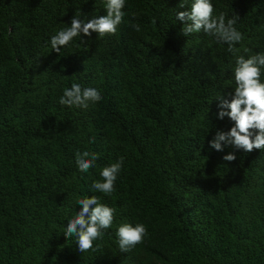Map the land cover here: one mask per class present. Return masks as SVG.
I'll use <instances>...</instances> for the list:
<instances>
[{
	"label": "trees",
	"instance_id": "obj_1",
	"mask_svg": "<svg viewBox=\"0 0 264 264\" xmlns=\"http://www.w3.org/2000/svg\"><path fill=\"white\" fill-rule=\"evenodd\" d=\"M192 3L126 0L116 34L57 55L52 36L74 16L106 15L105 0H0V264H264V151L209 146L232 127L216 113L236 86L237 57L264 53V0H211L215 15L241 18L235 54L202 32L181 35L176 13ZM73 83L103 99L61 105ZM84 151L98 155L88 173L76 165ZM121 157L116 191L95 192ZM93 195L115 220L99 251L80 253L63 233ZM125 223L149 233L128 253L116 236Z\"/></svg>",
	"mask_w": 264,
	"mask_h": 264
},
{
	"label": "clouds",
	"instance_id": "obj_2",
	"mask_svg": "<svg viewBox=\"0 0 264 264\" xmlns=\"http://www.w3.org/2000/svg\"><path fill=\"white\" fill-rule=\"evenodd\" d=\"M126 0H105L106 15L93 17L87 21L74 16L71 26L61 29L51 38V47L57 55L61 49L71 46L74 40L81 37H91L93 33L111 36L117 33L126 13L123 9ZM180 8L185 5L181 2ZM190 11L176 13V20L183 23L181 35L189 37L194 33H204L212 38L216 44L227 45V51L235 54L236 45L240 44L243 36L236 28L241 20L234 13L227 18L225 13L215 15V8L211 0H193ZM156 23L155 18L152 21ZM136 32L141 31V26L132 25ZM86 42V41H82ZM264 53H258L245 58L240 55L236 59L234 68L235 88L229 93L230 100L221 97L218 100L216 119L223 121L227 117L232 122L228 131H217L215 137L209 142L211 149L223 152L225 146H231L236 151L251 153L253 150L264 151ZM103 99L102 93L95 87H82L73 83L64 90L59 103L67 107L87 108L89 104L98 103ZM91 138L90 143H94ZM98 155L89 151L76 153V165L80 173H88L95 167ZM228 162L237 159L234 153L223 156ZM124 165L121 157L114 163L103 167L100 172L101 180L94 181L92 189L95 192L111 196L116 191V181ZM82 205L81 210L67 221L64 230L66 240L76 239L77 250L80 253L99 251L96 241L102 240L106 230L113 226L116 209L100 202V198L93 195L77 201ZM149 233L146 225L125 223L119 226L116 236L120 252L128 253L144 243Z\"/></svg>",
	"mask_w": 264,
	"mask_h": 264
}]
</instances>
